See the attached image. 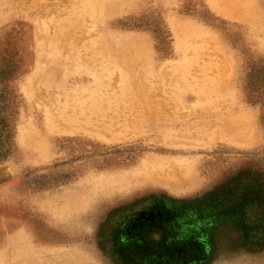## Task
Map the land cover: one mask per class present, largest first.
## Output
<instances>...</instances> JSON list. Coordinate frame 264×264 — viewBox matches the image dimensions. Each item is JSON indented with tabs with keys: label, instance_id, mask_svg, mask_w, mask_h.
<instances>
[{
	"label": "rangeland",
	"instance_id": "1",
	"mask_svg": "<svg viewBox=\"0 0 264 264\" xmlns=\"http://www.w3.org/2000/svg\"><path fill=\"white\" fill-rule=\"evenodd\" d=\"M262 214L264 0H0V264H264Z\"/></svg>",
	"mask_w": 264,
	"mask_h": 264
},
{
	"label": "trees",
	"instance_id": "2",
	"mask_svg": "<svg viewBox=\"0 0 264 264\" xmlns=\"http://www.w3.org/2000/svg\"><path fill=\"white\" fill-rule=\"evenodd\" d=\"M221 202L220 207L218 206V208L215 209H208V207H206V218L210 217L214 219V216H216L215 220H211V221H206V225L208 224V226H212L213 224H217V220L222 217L223 215H227L228 213H233L235 206H233L232 204H230L228 201H226L225 198L223 199H219ZM248 202V201H247ZM175 209H178L180 211L184 210L185 208L179 207V208H165V209H161L162 211H160V213L158 215L155 216V218H151L148 221H143L142 224H144L142 227L138 226L136 227V230H144L147 227H151V228H166L167 226H170L172 224H174L175 222H177V220H179V216H181L179 214L178 211H176ZM179 214V215H178ZM229 215V214H228ZM263 218H264V214L260 215L259 221L260 223L255 225L252 220L251 221H243L242 222V230H241V237H242V241L244 243H249L252 242L251 244H255V243H259L261 241H263L264 238H257V235L262 233V235L264 234V222H263ZM145 220V219H144ZM207 220V219H206ZM146 222V223H144ZM239 226V224H238ZM134 230V231H136ZM136 231V232H137ZM206 235L209 236V234H207V230H206ZM179 239H187V236H183ZM250 244V243H249ZM178 245H183V244H178ZM173 247V246H172ZM178 248H176V253ZM171 253V252H169ZM170 260L172 259L173 254L171 253V255H167ZM138 264V263H137Z\"/></svg>",
	"mask_w": 264,
	"mask_h": 264
}]
</instances>
